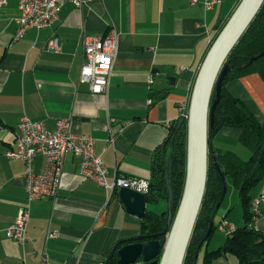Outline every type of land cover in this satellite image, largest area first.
Segmentation results:
<instances>
[{"label": "crops", "instance_id": "obj_1", "mask_svg": "<svg viewBox=\"0 0 264 264\" xmlns=\"http://www.w3.org/2000/svg\"><path fill=\"white\" fill-rule=\"evenodd\" d=\"M19 1L0 6V264H41L43 252L55 264H109L120 241L141 234L142 218L123 207L117 189L109 196L106 187L84 178L71 152L57 198L28 204L24 161L6 154L17 147L18 123L27 116L54 130L59 119H67L72 133L95 139L109 183L116 173L150 182L154 152L166 144L170 127L181 118L180 105L189 102L198 66L238 1L215 0L207 8L209 0H94L82 10L67 3L55 22L31 27L15 39ZM110 28L119 35L118 54L108 90L96 93L80 81L85 38L106 35ZM54 38L58 50L48 47ZM227 86L264 121L259 74L233 79ZM240 135L238 128H223L211 143L248 159L251 152ZM44 162L38 154L35 172L43 170ZM251 193L260 198L253 225L264 232V178ZM223 203L215 223L230 231L243 225V209L232 212V204ZM26 205L28 239L22 244L8 237L6 228ZM167 206L166 199L147 200L145 210L162 213ZM222 243V237L215 242L212 237L207 246L217 249ZM213 264L239 260L227 254Z\"/></svg>", "mask_w": 264, "mask_h": 264}, {"label": "trees", "instance_id": "obj_2", "mask_svg": "<svg viewBox=\"0 0 264 264\" xmlns=\"http://www.w3.org/2000/svg\"><path fill=\"white\" fill-rule=\"evenodd\" d=\"M257 13L239 42L230 51L226 61L231 70L225 77L221 99L217 103L214 126L208 130L209 165L206 190L183 264H198L200 258H202L201 264H213L216 258L227 254L235 255L239 264H264V232L256 230L253 225L252 218L255 212L252 206L254 197L251 193L264 178V121L259 120L244 101L238 99L227 86L229 81L252 73L259 74L264 80V56L252 61V58L264 50V3ZM223 26L218 30L220 31ZM213 92L214 100L216 92ZM177 122L170 127L166 144L159 146L154 152L152 178L147 192L149 203L158 202L160 199L168 201V187L165 184L166 170H168L167 157L173 150L171 171L175 193L174 215L179 208L185 185L188 137L187 119L185 118L184 123L176 129ZM227 127L241 130L240 142L251 152L248 159H243L235 151L216 149L212 145V136ZM228 178L232 179L239 190L244 223L227 233L223 245L217 249H209L207 245L221 225L215 223V217L219 210L217 204ZM166 221L167 209L162 213L147 211L142 217L141 233L162 232L166 227ZM210 228H212L211 232H209ZM159 239L163 247L165 236H160ZM117 260L118 254L115 252L113 262L110 260L108 263L117 264ZM136 264L145 263L140 260Z\"/></svg>", "mask_w": 264, "mask_h": 264}, {"label": "built area", "instance_id": "obj_3", "mask_svg": "<svg viewBox=\"0 0 264 264\" xmlns=\"http://www.w3.org/2000/svg\"><path fill=\"white\" fill-rule=\"evenodd\" d=\"M94 0H20L19 16L17 18L18 30L15 39H18L29 28H44L59 18L60 12L67 3L82 10L90 7ZM195 2L198 0H194ZM215 0L205 1L207 8L213 6ZM6 0H0V6ZM91 8V7H90ZM59 40L51 39L49 46L53 50L59 49ZM119 35L114 28H110L106 35H91L85 38L84 63L82 66L80 81L89 84L91 90L96 93L106 92L109 87L110 75L114 66L115 56L118 54ZM181 117L188 118L189 106L180 105ZM54 130H49L43 121H34L23 116L18 123L17 147L6 151L9 158L24 161L25 169L23 178L27 190L28 204L34 200L45 198H57L62 183L64 161L68 152L73 153L79 159L80 174L84 178L96 180L100 186L107 188L109 196L122 186L131 187L148 192L150 182L143 178L114 176V181L109 183L107 175L109 170L97 154L95 139L92 136L72 133L71 122L67 119H59ZM38 154L45 158L44 168L35 172L33 163ZM260 198L254 199V218L257 214V205ZM29 205L22 207L14 222L7 229L8 237L19 243H25L28 239L27 226L30 219ZM254 218H252L254 220ZM220 228L226 233L231 232L226 224ZM51 232L50 236H56ZM41 264H55L50 261L49 254L43 252Z\"/></svg>", "mask_w": 264, "mask_h": 264}, {"label": "water", "instance_id": "obj_4", "mask_svg": "<svg viewBox=\"0 0 264 264\" xmlns=\"http://www.w3.org/2000/svg\"><path fill=\"white\" fill-rule=\"evenodd\" d=\"M235 10L223 28L216 34L200 65L188 102L189 112L187 137L186 178L179 208L174 215L175 193L172 183L173 155L168 158L166 182L168 187V206L166 227L162 232L143 234L122 240L119 248H114L109 259L113 262L115 252L118 254L117 264H136L139 259L145 264H183L191 236L203 202L209 165V129L214 126L215 110L221 99V91L225 77L231 70L226 63L230 51L236 46L249 24L254 20L264 0H239ZM264 56V50L252 58ZM216 98L213 100V94ZM185 119L175 124L179 128ZM225 180V177H223ZM120 202L130 213L143 217L147 209V192L122 186L117 189ZM227 193L224 187L217 207L221 206ZM210 228L209 232H211ZM160 236H165L162 247Z\"/></svg>", "mask_w": 264, "mask_h": 264}, {"label": "rangeland", "instance_id": "obj_5", "mask_svg": "<svg viewBox=\"0 0 264 264\" xmlns=\"http://www.w3.org/2000/svg\"><path fill=\"white\" fill-rule=\"evenodd\" d=\"M231 180L232 179L229 178L226 181V183H227V193H225L226 196H225L223 201L225 202V205L230 202L232 204L231 205L232 206V212L233 211L235 212L236 210H239V209L242 208V204H241L240 194H238L239 190H238V188L234 185V183ZM221 206H222V204H221ZM221 206H219V209L221 208ZM219 236L222 237V239H223V243L222 244H224L225 240H226L227 233L223 232L220 227L217 229V231L215 232V234L213 236L214 242L217 240V238L219 239Z\"/></svg>", "mask_w": 264, "mask_h": 264}, {"label": "flooded vegetation", "instance_id": "obj_6", "mask_svg": "<svg viewBox=\"0 0 264 264\" xmlns=\"http://www.w3.org/2000/svg\"><path fill=\"white\" fill-rule=\"evenodd\" d=\"M140 260H141V259H139L138 261H140ZM138 261H137V262H138Z\"/></svg>", "mask_w": 264, "mask_h": 264}]
</instances>
